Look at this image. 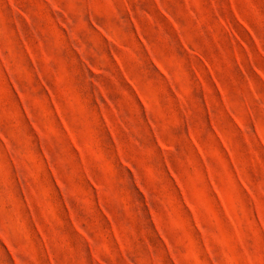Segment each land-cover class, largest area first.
Masks as SVG:
<instances>
[{
  "label": "rangeland",
  "instance_id": "rangeland-1",
  "mask_svg": "<svg viewBox=\"0 0 264 264\" xmlns=\"http://www.w3.org/2000/svg\"><path fill=\"white\" fill-rule=\"evenodd\" d=\"M0 264H264V0H0Z\"/></svg>",
  "mask_w": 264,
  "mask_h": 264
}]
</instances>
